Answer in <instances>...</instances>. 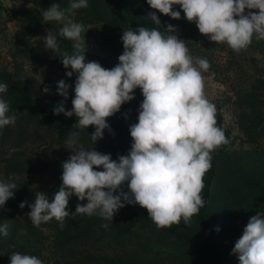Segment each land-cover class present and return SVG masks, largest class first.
Wrapping results in <instances>:
<instances>
[{"label":"rangeland","instance_id":"374dc122","mask_svg":"<svg viewBox=\"0 0 264 264\" xmlns=\"http://www.w3.org/2000/svg\"><path fill=\"white\" fill-rule=\"evenodd\" d=\"M54 3L66 8L70 0H0V83L9 85L0 98L10 103L11 113L18 117L15 125L0 129V181L8 182L11 177L18 188L15 198L0 206V224L6 222L9 232L6 237L0 235V264L3 260L10 264L14 252L36 256L45 264H220L223 259L224 264H240L238 256L232 254L235 237L241 236L250 217L264 212V40L254 36L252 44L237 53L227 43H215L201 34L196 23L185 18L180 5L173 8L181 12V19H172L151 9L147 0H88L89 6L76 10L72 18L89 29L84 34L86 59L105 69L119 63L125 29L145 26L164 32L168 24L178 29L176 34L185 40L189 54L210 63L209 70L202 73L204 92L216 105L217 126L223 128L230 143L211 153L212 168L203 178L201 193L206 206L191 218L190 225L182 220L179 225L157 227L147 209L129 204L114 215L113 222L84 214L62 230L55 218L35 227L27 216L35 192L43 191L51 198L58 191L62 164L73 150L81 145L95 148L111 154L113 160L127 155L107 147L117 134L105 130L94 144V125L77 130L64 125L77 122L75 116L54 114L64 99L57 94L58 82L65 80L72 85L65 104L71 110L77 76L67 77L71 69H65L60 59V53L72 48V41L58 36L57 53L44 46L47 30L58 35L63 26L55 21L42 23V11ZM151 11L157 12L161 25L147 18ZM44 87H49L50 93H44ZM134 92L135 99L125 103L128 114L119 111L106 118L111 128L130 133V125L138 122L144 97L141 89ZM71 132L76 134L75 145L67 143ZM22 201H27L23 209L19 207ZM78 203L86 204L87 200L79 201L73 195L69 208L75 212ZM218 216L220 235L217 232L215 236L203 219ZM68 218L74 219L70 215L65 220ZM103 223L110 227L105 230L100 227ZM82 224L96 226L98 232L82 236L75 246L65 245L64 234Z\"/></svg>","mask_w":264,"mask_h":264},{"label":"clouds","instance_id":"9594fccd","mask_svg":"<svg viewBox=\"0 0 264 264\" xmlns=\"http://www.w3.org/2000/svg\"><path fill=\"white\" fill-rule=\"evenodd\" d=\"M151 9L172 19H181L180 5L185 18L195 22L201 34L215 43H227L235 52L247 49L256 40H264V0H147ZM88 0H70L69 6L52 4L42 11V23L61 22L58 35L47 30L44 46L60 52L58 36L72 41V51L60 53L67 77L77 74L72 109L65 107L72 85L65 80L57 84V94L63 97L54 114L77 118L76 129L95 126L91 140L95 144L107 129L106 118L120 111L126 102L135 99L139 88L144 97L138 112V122L130 125L133 139L127 155L113 160L111 154L82 145L73 150L63 162L62 184L50 198L43 191L35 192L34 203L27 216L35 227L53 218L64 228L65 218L87 214L113 222L114 215L126 205L139 204L147 209L157 227L179 225L206 206L201 195L203 178L211 168V155L230 140L222 127L217 126V107L204 92L203 72L210 63L205 58L189 54L185 40L176 34L178 29L168 24L162 32L145 26L125 29L121 40L123 53L119 63L105 69L97 61L86 59L85 33L89 30L76 22L72 14L87 8ZM248 9L249 11H245ZM258 10L251 11V10ZM155 25H161L156 11L148 13ZM9 85L0 83V93H7ZM44 93H50L44 87ZM27 109L24 110V113ZM17 115L11 113L10 103L0 98V129L15 125ZM71 132L67 143L75 145ZM102 166L103 170H96ZM127 186V191H125ZM17 184L9 178L0 181V206L15 198ZM118 193V194H117ZM79 201L75 212L69 209L70 198ZM27 201L19 207L23 209ZM100 227L107 230L110 224ZM217 231L220 229L217 228ZM0 235L8 236V224H0ZM232 254L240 264H264V212L250 217L243 234L235 242ZM10 264H45L40 258L20 252L10 255Z\"/></svg>","mask_w":264,"mask_h":264},{"label":"trees","instance_id":"16d2710c","mask_svg":"<svg viewBox=\"0 0 264 264\" xmlns=\"http://www.w3.org/2000/svg\"><path fill=\"white\" fill-rule=\"evenodd\" d=\"M106 2H112V0H104ZM115 16L116 18L119 17V14L118 13H115ZM66 43V42H65ZM69 48L67 49L69 53H71L72 51V48L71 46H68ZM120 111L123 113V114H128V106L126 104L122 105L121 106V109ZM77 122H66L64 123V125L66 124L68 127H73L74 124H76ZM112 129V132H109L107 129L106 131H108L110 134H117L118 136H116V138L114 140H112L113 142L109 143L107 145L108 148L110 149H113L115 152H121L123 150L124 153L128 154V152L130 151L131 149V145L133 143V139L130 135V133L123 129V128H120V127H116V128H111ZM79 130V129H77ZM95 131V129H91V133H93ZM92 142H88L87 145H91ZM1 153V152H0ZM255 199V198H253ZM71 212H74L71 208H69ZM79 216H76L74 219L72 218H68L64 221V225L67 227H69V225L72 224V222H74V220L78 219ZM217 219H219V216L213 220V219H208V218H205L203 219L204 220V224L206 223L207 225H211V228L214 232V235L215 236H218L220 235V233L216 230L217 228ZM98 227L96 226H93V225H90V224H82L80 226H78V228L72 230V231H69L68 233L64 234V238H63V242H65V245L67 246H75L77 245V243L79 244L81 241H82V236L84 237V235H86L87 233H91L93 236L98 232ZM118 230V229H117ZM217 232L219 233L217 235ZM243 234V232H242ZM240 234V235H242ZM239 237H235L236 239L234 240V242H236L239 238ZM182 242V241H180ZM225 261L224 259L220 261V264ZM3 263L4 264H7L5 263V261L3 260ZM224 264V262H223Z\"/></svg>","mask_w":264,"mask_h":264}]
</instances>
